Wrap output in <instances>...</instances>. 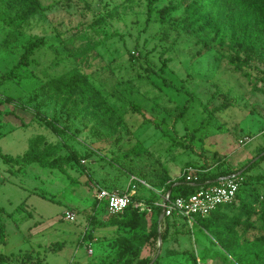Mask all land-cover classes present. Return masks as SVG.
Masks as SVG:
<instances>
[{"label":"rangeland","instance_id":"374dc122","mask_svg":"<svg viewBox=\"0 0 264 264\" xmlns=\"http://www.w3.org/2000/svg\"><path fill=\"white\" fill-rule=\"evenodd\" d=\"M190 1L161 0L156 10L171 2L179 7L163 18L155 11L149 22L146 0H40L49 10L26 21H12L16 12L0 3V80L30 41H45L33 50L30 64L19 69L20 79L2 83L3 94L28 100L47 79L79 69L116 110L111 118L90 105L68 117L61 98L41 96V110L49 118L62 117L63 138L22 111L25 125L3 119L4 153L22 156L30 141L43 135L47 143L64 142L62 154L77 151L84 157L65 172L37 164L18 167L0 158V207L11 214L0 253L40 251L44 264H137L142 259H150L149 264H239L198 222L174 225L163 242L151 234L152 214L137 229L101 226L108 219L101 212L98 223L91 218L98 210L99 185L125 191L132 175L145 176L150 185L162 174L175 182L188 164L207 161L216 172L222 162L240 167L264 149V43L249 54L224 17L218 37L189 30L184 19ZM100 18L105 21L96 22ZM86 47L94 50L75 56ZM149 68L185 91L166 86ZM189 93L194 98L176 121ZM161 167L165 172L160 175ZM248 174L261 177L255 188L262 195L264 161ZM135 183L139 194L150 195L145 185ZM251 191L246 186L241 198L250 201L246 195ZM23 202L25 209L18 210ZM67 210L75 213L76 222L66 219ZM225 211L233 217L238 208ZM259 215H253L255 227L245 231L243 221L237 226L244 238L263 233Z\"/></svg>","mask_w":264,"mask_h":264},{"label":"trees","instance_id":"16d2710c","mask_svg":"<svg viewBox=\"0 0 264 264\" xmlns=\"http://www.w3.org/2000/svg\"><path fill=\"white\" fill-rule=\"evenodd\" d=\"M148 7L149 22L153 12H157L159 15L165 16L166 14L176 11L179 5H174L172 2L156 10V5L161 0H146ZM1 4H5L7 8L16 12L17 17L11 18L12 21L21 20L26 21L38 14H43L49 10V6L41 4L40 0H0ZM186 17L185 22L189 30H195L197 33H207L212 31L215 33V37H218L221 32L220 19L224 17L229 24L233 37L241 38L239 43L245 51L249 54L257 49L262 43H264V0H191L186 3L185 6ZM104 18L98 19L96 22H104ZM44 39L37 38L35 41H30L25 48L24 53L21 55L18 63L8 72L4 73L0 80V86L7 80L20 79L21 75L19 69L23 66L30 64L31 55L36 47L44 44ZM94 48L86 47L81 53H75V56H81L88 52H92ZM239 59L238 56L232 57L230 62H235ZM167 61L164 62L162 71L164 70ZM149 71L159 75L166 86L178 88L179 91H185L184 87H178L170 79L163 76L149 68ZM217 94H221L218 89ZM50 94L57 98H61L63 101L64 112L71 115H78L85 108L90 105L95 106L102 111L103 116L111 115V118L116 114V110L109 105V100L104 97L103 93L93 85L89 76L83 74L79 69H73L68 73L62 74L57 77L47 79V81L30 96L28 100H24L21 97H12L3 94L0 91V130L2 128L3 119L14 118L19 121L20 125H25L24 118L20 115L19 111L32 115V121H40L46 124L59 138H63L66 129L62 126V117L55 115L49 118L42 110L43 101H40V97ZM190 97L187 102L182 106L176 121L181 120L189 108V103L193 100L194 95L189 93ZM225 99H229V92L225 93ZM69 104H71L69 106ZM5 105H12V109L5 108ZM122 122V119H119ZM66 146L64 142L47 143L46 138L43 135H38L30 141L28 150L22 156H13L8 153H4L0 147V158L6 164L16 165L18 167H26L32 164H37L42 168L56 169L65 172L66 167L74 166V163L81 164V160L84 156H81L77 151L71 153L62 154L63 147ZM264 149L259 154L254 156L246 164L236 167L229 166L222 162L216 172L212 171V165L205 161L202 165L196 163L188 164L199 168L201 171L197 174V180L193 183L186 181L185 176H181L177 181H168L166 176H162L160 172L164 173L165 169L161 167L159 174L161 177L156 185H151L153 188L168 192L171 190V197L176 198L178 196H187L195 193L200 186L209 185L216 181L220 176H227L233 173L241 172L245 177L240 190L232 203L226 204L216 211H214L210 217L198 218V225L204 227L208 231L214 233L220 240L223 247L231 250L236 257V261L239 264H264V193L260 195L259 189L255 188V184L261 181V177L252 176L248 173L264 161ZM137 178L146 180L145 176L132 175ZM264 182V180H263ZM250 185L252 188L249 197L250 201L241 198V195L245 191V187ZM107 187V186H106ZM110 188V187H108ZM112 189V188H110ZM149 189V196H143L138 191L133 195L130 205L121 213L110 214L107 209V205L101 202L95 197L96 214L91 218L98 223L100 212L108 217L106 222H100L101 226L119 225L129 227L131 229H137L147 216L152 214L155 216L154 229L151 234L155 237L166 242L168 231L174 225L187 223L177 217H165L160 223L159 219L162 214V208L155 206L160 198L159 194ZM246 194V193H245ZM43 198H48L45 193H40ZM245 196V197H246ZM262 198V199H261ZM252 200V201H251ZM137 201L145 202L151 211L148 213H141L134 205ZM238 202V204H237ZM25 202L21 203L18 210L25 209ZM238 208L237 214L233 217H229L225 209ZM259 213V220L261 221V229L263 233L254 237V239L244 238V233L237 231V226L243 223L246 225L245 231L252 227H255V222L252 220L253 215ZM246 216L245 220L242 218ZM11 217V214L6 213L4 208L0 207V244H4L7 239V219ZM160 230H159V227ZM125 254H121V258ZM195 260V255H193ZM150 259H142L137 264H149ZM45 256L40 251L34 254V252H19L11 255H4L0 253V264H44ZM125 263V262H124Z\"/></svg>","mask_w":264,"mask_h":264},{"label":"built area","instance_id":"2783aa9c","mask_svg":"<svg viewBox=\"0 0 264 264\" xmlns=\"http://www.w3.org/2000/svg\"><path fill=\"white\" fill-rule=\"evenodd\" d=\"M249 140L250 139L247 137L244 141L247 142ZM244 141L241 140L243 143ZM200 171L199 168L189 165L184 168L182 176H185L187 182L193 183L197 180V174ZM244 179L245 177L240 172L227 176H220L215 182L200 186L193 194L172 198L171 193L153 188L146 180L132 176L130 184L125 191L114 190L99 185L96 189V198L107 205L110 214L121 213L132 202V197L137 191V184L135 182H139L147 188L155 190L159 194L160 198L155 202V206L162 208L164 218L177 216L192 227L198 221V218H206L218 208L232 203ZM134 205L141 213H148L151 211V207L143 201H137ZM64 214L66 219L71 222L77 221L74 212L67 210Z\"/></svg>","mask_w":264,"mask_h":264},{"label":"water","instance_id":"95a60500","mask_svg":"<svg viewBox=\"0 0 264 264\" xmlns=\"http://www.w3.org/2000/svg\"><path fill=\"white\" fill-rule=\"evenodd\" d=\"M263 154H264V153H263ZM241 172H242V171H241ZM241 172H240V173H241ZM169 193H171V190H169ZM163 218H164V212H162L159 221H161ZM159 239L162 241L161 236H159Z\"/></svg>","mask_w":264,"mask_h":264},{"label":"crops","instance_id":"0c3cea01","mask_svg":"<svg viewBox=\"0 0 264 264\" xmlns=\"http://www.w3.org/2000/svg\"><path fill=\"white\" fill-rule=\"evenodd\" d=\"M129 184H130V182H129ZM129 184H128V186H129ZM128 186H127V188H128ZM105 187H106V186H105ZM127 188H126V189H127ZM168 192H169V191H168ZM163 219H164V218H163ZM163 219H162V220H163ZM159 220H160V219H159ZM162 220L160 221V223L162 222Z\"/></svg>","mask_w":264,"mask_h":264}]
</instances>
